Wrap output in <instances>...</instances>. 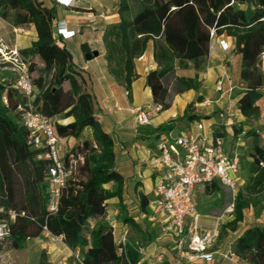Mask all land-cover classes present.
<instances>
[{"label":"trees","instance_id":"1","mask_svg":"<svg viewBox=\"0 0 264 264\" xmlns=\"http://www.w3.org/2000/svg\"><path fill=\"white\" fill-rule=\"evenodd\" d=\"M119 1L121 21L107 27L103 41L109 72L128 95L138 77L136 63L151 42L157 68L148 73L146 83L154 105L161 106L165 112L177 96L188 91L199 92L202 87L199 74L180 77L176 72L177 68L201 71L209 57L214 32L216 36L233 38L235 51L241 55L240 79L245 89L238 101V112L246 121L260 117L257 102L264 91V0ZM9 19L14 27L33 25L36 29L38 40L31 48L20 51L30 61V73L37 89L34 104L53 121L59 116L71 120L67 124L54 122L55 132L64 141L72 140L65 144L63 160L69 166L75 158L77 166L62 190L58 212L50 213L49 152L28 145L29 132L17 114V106L25 98L8 75L0 76V204L9 211L25 214L12 224L11 237L0 243V259L7 248L23 251L28 241L45 237L49 232L63 237L69 250L79 251L82 264H156L144 260L145 256L139 252V247L145 249L142 243L128 241L123 245L121 240L117 241L113 226L106 220L108 202L122 201L126 180L117 167L115 142L96 116V99L88 90L83 74L76 69L71 54L54 36L55 8L45 7L40 0H0V20ZM82 49L85 54L90 53L86 44ZM38 64L41 69H37ZM203 100L198 97L196 102ZM196 102L187 108L186 118L191 122L202 119L190 114ZM174 127L164 125L154 134L160 136ZM88 131L90 138L86 136ZM243 132L244 138L254 139L253 163L248 180H244L236 195L234 211L227 215L233 219L223 227L221 224L219 238L239 230L246 210L254 208L258 212L263 207L264 148L252 128L245 130L243 123L233 127L235 138ZM227 135L225 129L213 130L215 139L224 140ZM39 155L42 159H38ZM82 172L86 173L84 180L79 178ZM220 187L223 186L214 183L206 189L217 191ZM140 201L141 212L149 219L150 198L142 194ZM123 220L138 227L127 214ZM229 254L245 264H264V227L246 229Z\"/></svg>","mask_w":264,"mask_h":264},{"label":"crops","instance_id":"2","mask_svg":"<svg viewBox=\"0 0 264 264\" xmlns=\"http://www.w3.org/2000/svg\"><path fill=\"white\" fill-rule=\"evenodd\" d=\"M40 1L47 8H55L56 19L53 22L54 36L58 43L65 46L71 54L76 69L83 74L88 90L97 101L98 112L96 116L104 130L112 136L115 142L117 167L119 172L125 177V189L127 186H133L134 188L135 201H130L134 204L132 207L129 205L130 202L126 203L124 199L122 201L113 199L108 202L106 220L116 227V240H121L123 237L127 238V235L133 234L137 229L145 233V224L149 221L154 222V226L160 224L158 227L162 230V223L165 218L161 214L155 213L156 209L154 207L150 208L152 215L149 219L146 218L140 209V196L142 194L152 199L157 175L155 170L151 178H145V175L143 178L142 176L143 171L141 170V166H145L143 169L147 168L151 158L150 152L155 148L153 144L150 145L146 140L159 139V134H154V132L164 125L172 124L175 126L174 129L180 127V122L175 121L174 118L187 119V108L191 103H195L198 97H202L204 100L202 103L196 102L191 115L202 117L201 121L207 118L208 124H205L207 127L211 126V133L209 134L211 138L215 128L225 129L228 135L227 139L223 141L226 143V150L229 153L239 155L237 149H241L244 144L242 141L245 140V138L239 139V137L235 138L233 136V127L235 125L239 126L243 123L245 130L252 128L260 138L264 139V134L260 132V130L264 129V91L262 98L257 102L260 108L259 118L246 121L238 112V101L242 97L245 86L240 79L241 55L235 51L233 38L223 35L216 36L211 41L209 57L199 73L192 68L189 70L177 68L176 74L180 77H195L199 74V80L202 83L200 91H188L177 96L171 108L165 111V114H168L173 110L172 115L168 114L165 118L161 119L159 115L162 112L152 119L149 126L139 127L135 119L137 109H150L155 106L151 89L146 83L148 73L157 68L153 55V43L149 44L145 54L136 63L138 77L133 82L131 94L128 95L125 87L119 84L109 72L103 41L107 27L117 25L121 21L120 1L76 0V4L71 7H64L57 0ZM58 23L65 25L69 31H74L75 36L72 39L64 40L57 34ZM2 28L0 25V33ZM13 28L14 39L12 42H8L0 36V40L11 48H17L20 51L27 50L38 40L37 32L33 25L24 28L13 26ZM222 43L224 47H227L226 49L222 47ZM85 44L90 48V53H98V56L93 57L91 61L86 59V54L82 49V46ZM223 64L227 66L231 82L235 87L231 100L221 97L216 92V83L223 73L221 68ZM228 111H232L233 116L221 119L220 114L222 112L227 113ZM65 124H67L66 121ZM193 130L192 133H195L196 127ZM71 141V139H68L64 143L67 144ZM241 184H244V180H241ZM203 190H197L196 194L198 195ZM122 214H127L128 217L133 218L138 227L134 228L129 224H125L123 218H121V216L123 217ZM152 217H156V220H152ZM220 217H216L214 226ZM225 218L226 216L222 219V223L225 221ZM257 225L264 227V207L258 212L254 208L246 210L245 219L241 223L239 230L236 233H229V235L218 239L213 249V264H245L238 258H231L227 255L236 239L246 229ZM162 235L161 239H157L151 243L150 248L145 247L144 260L154 263L166 261L170 264H175L180 257L176 241L170 235L164 233ZM129 241L133 244H138L137 241H132V239H129ZM182 264L207 263L201 260H194L192 262L185 260Z\"/></svg>","mask_w":264,"mask_h":264},{"label":"built area","instance_id":"3","mask_svg":"<svg viewBox=\"0 0 264 264\" xmlns=\"http://www.w3.org/2000/svg\"><path fill=\"white\" fill-rule=\"evenodd\" d=\"M57 1L64 7L76 4V0ZM57 34L64 40L72 39L75 36V32L69 31L62 23L57 24ZM211 38L212 40L216 38L214 32L211 33ZM222 47H224L223 43ZM226 48L224 47V49ZM262 64L264 68V53ZM221 68L223 73L216 83V92L221 97L231 100L235 87L231 82L227 66L223 64ZM7 75L25 98L24 103L17 106V114L21 124L29 132L28 145L33 149H47L49 152L52 161L49 170L52 190L48 208L50 213L55 214L59 210V198L62 190L66 187L68 179L77 166V159L73 158L69 166L65 164L63 160L64 140L57 136L53 119L42 114L34 104L37 89L30 73L29 59L24 57L17 48H11L0 40V76ZM160 113H162V107L159 105L150 109L138 108L135 113L137 126H149L152 119ZM232 116V111L220 114L221 119ZM210 128L211 126L207 127L201 120L196 122L195 133L190 135L177 134L176 127L160 134V142L150 152V162L157 172L150 208L154 207L156 209L154 212L165 218L162 223V231L164 234L172 236L176 241L180 257L175 264H182L185 260L188 262L201 260L204 263L213 264V249L219 238L222 219L233 213L236 195L242 186L238 176L240 171L239 155L229 153L223 144V139H215L213 133L211 138L209 136ZM244 135L245 132L239 136V139L244 138ZM42 157L39 155L38 159H42ZM79 159L83 160L81 157ZM262 166L264 167V164ZM214 183H219L227 188L233 201L218 219L214 228L204 230L202 215L196 202V191L206 189L208 185ZM19 216L24 217L25 214L19 215L0 204V243L11 237L12 224ZM152 220H156V217H152ZM112 226L115 230L116 227ZM45 238L51 244H60L66 247L61 236H53L46 232ZM127 242L126 237L121 239L123 245ZM139 252L145 256L144 248L139 247ZM227 256L234 257L232 254ZM227 256L226 258H228Z\"/></svg>","mask_w":264,"mask_h":264},{"label":"rangeland","instance_id":"4","mask_svg":"<svg viewBox=\"0 0 264 264\" xmlns=\"http://www.w3.org/2000/svg\"><path fill=\"white\" fill-rule=\"evenodd\" d=\"M0 25L3 27L0 36H2L6 41L12 42L14 39L12 19L4 21L0 20ZM36 67H38L37 69H41L42 66L38 64V66ZM34 75L35 77H37L38 73H35ZM66 87L68 86L66 85ZM176 110L178 109L176 108ZM172 111L168 114L172 115ZM192 112L193 110L190 111V114ZM168 114H165V112H163L159 116L161 119H163ZM174 120L180 122V127H177V134H192V132L194 131L193 129L196 127L195 121L191 122L190 120L183 118H174ZM65 121L66 123H69V121L71 120H64L62 116L54 119V122H59L61 124H65ZM203 122L207 123L206 119H203ZM260 132L264 134V129L260 130ZM86 136L87 138H90L91 132L88 131ZM146 142H148L150 145L153 144L155 146L158 144V142H160V139H148L146 140ZM242 142L244 144L241 149H237L240 158V171L238 176L241 180H248L250 176V166L253 163L254 139L245 137V140ZM223 144L225 147L227 146L225 142ZM260 146L264 148V139L262 138H260ZM144 167L145 166H141V170L143 171V178L144 175L145 178H151L155 172V168L152 166V163L149 162L147 168L143 169ZM79 178L81 180H84L86 178V173L82 172ZM133 190V186H127V188L124 189L123 199L124 201H126V203L135 201V193ZM196 197L197 206L203 218L202 227L204 230L213 229L216 222V217L225 213V211L229 208L230 204L233 201L231 198V193L223 187H220V189L217 191L204 189L202 192L198 193ZM129 205L132 207L134 204L130 202ZM262 206L264 207V197ZM121 218L123 217L121 216ZM232 219L233 216H226L222 227ZM153 224L154 222L151 221L145 224V233H142V231H139V229H137V231L135 230L133 234L127 235V241H129V239H132V241H137L139 245L143 244L145 247L150 248L151 243H153L157 239H161L163 236V231L160 227H158L160 224L156 223L157 225L155 226ZM93 225L94 223L92 224V226ZM221 231L222 230H220V232ZM82 261L83 258L79 251H71L64 248L62 245L51 244L48 239L42 236L38 240L28 241L27 247L23 251H17L7 248L4 251L3 258L0 260V264H82ZM162 263L164 262H157L156 264Z\"/></svg>","mask_w":264,"mask_h":264},{"label":"water","instance_id":"5","mask_svg":"<svg viewBox=\"0 0 264 264\" xmlns=\"http://www.w3.org/2000/svg\"><path fill=\"white\" fill-rule=\"evenodd\" d=\"M97 56H98V53L97 52H95V53H88V54H86V59L88 61H91L93 59V57H97Z\"/></svg>","mask_w":264,"mask_h":264}]
</instances>
